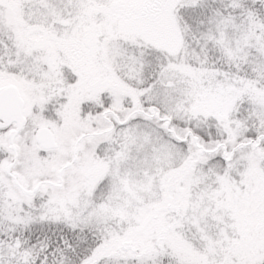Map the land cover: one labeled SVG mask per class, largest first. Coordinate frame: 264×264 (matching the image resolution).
Instances as JSON below:
<instances>
[{
    "label": "snow or ice",
    "instance_id": "1",
    "mask_svg": "<svg viewBox=\"0 0 264 264\" xmlns=\"http://www.w3.org/2000/svg\"><path fill=\"white\" fill-rule=\"evenodd\" d=\"M0 264H264V0H0Z\"/></svg>",
    "mask_w": 264,
    "mask_h": 264
}]
</instances>
